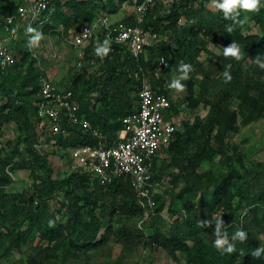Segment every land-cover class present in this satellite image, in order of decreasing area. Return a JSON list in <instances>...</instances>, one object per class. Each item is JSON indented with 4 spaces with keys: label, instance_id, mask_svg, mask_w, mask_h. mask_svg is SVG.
Segmentation results:
<instances>
[{
    "label": "trees",
    "instance_id": "trees-1",
    "mask_svg": "<svg viewBox=\"0 0 264 264\" xmlns=\"http://www.w3.org/2000/svg\"><path fill=\"white\" fill-rule=\"evenodd\" d=\"M202 0L201 7H193L194 0H178V5L172 7V12L168 15L171 19L169 26L175 27L181 15L195 16L193 24L183 28L181 32L174 33L175 49L179 53V58L186 62L196 60L201 50H206L207 42L205 38L216 40L219 36H225L222 43V53L218 56L209 52L207 58L211 61L214 57L222 63L224 72L231 75V81L226 82V92L223 100H227L233 94L241 97L239 111L242 125L264 117V16L258 17L261 31L259 33L243 34L242 25L237 23L244 21V12L236 8L229 13V17L224 18L222 10L216 12L206 11V2ZM20 0L8 3L5 7V15L1 23V30L4 29V18L8 15H15ZM55 11L52 21L42 27L45 33H53L54 30L63 27L78 26L91 21L96 9H105L108 12H118L120 6L125 2L134 0H52ZM154 4V3H153ZM152 7V5H151ZM149 8L144 22L145 26L151 14ZM239 12L238 16L235 13ZM126 22H133L132 14L122 18ZM154 28L158 27V21L151 22ZM232 27L233 31L228 32L227 28ZM96 38L103 41V48L110 47L106 56L102 60L110 61L111 66L105 70L104 74L87 79L84 71L74 75L71 88L77 97L79 109L90 119L95 127H99L105 135V142L113 144L118 140V132L124 127L123 117L133 113L138 107V91L142 84V77L145 75L147 67L153 68V54L147 56L146 49L154 51L151 46H147L138 58L132 56L128 49L119 43L109 41L105 44L104 37L99 33ZM96 39H91L90 44ZM235 42L240 47L241 54L252 56L255 61L249 65L251 76L248 81L243 80V74L236 68L234 57H225L224 48ZM123 51L124 58L121 59L120 52ZM16 62L11 66L1 69L0 79H5L11 69L26 66L27 74L23 77L20 86L8 87L0 83V124L11 121H22L28 119L29 104H32L36 123L40 126L41 118L37 116V101L39 100L40 82L39 76L46 75L44 69L38 65L37 58L31 56L29 51V40L26 36L21 38L14 46ZM118 53V55H116ZM122 53V54H123ZM160 53L169 58V52L161 49ZM103 54V53H102ZM187 59V60H186ZM108 61V62H109ZM188 64V63H187ZM231 64V65H228ZM169 65V61H168ZM168 67V66H167ZM166 67V68H167ZM165 68V69H166ZM155 70V67H154ZM139 72L140 78L134 73ZM155 88L165 93L171 100L170 108L165 111L168 119L177 106L171 99L169 93L162 85L159 77L151 81ZM193 79H188L187 87L189 98L192 94ZM23 90H22V89ZM131 91L135 92L133 96ZM94 94H97L93 97ZM25 97L30 98L27 103ZM94 98V99H92ZM98 101V103H97ZM98 104V105H97ZM231 121L236 118L235 113ZM217 117L213 113L208 115L205 121L195 120V131L190 128H180L174 131L172 140L165 146L166 151L171 156L170 165L179 168L180 174L175 179L185 177V186L174 194L181 200L183 214L176 217L172 222H164L158 225L159 229L151 235L145 236L140 230H136L125 225L124 218L141 216L143 209L138 205L137 198L129 178H119L110 183L102 184L94 177L92 184H88L79 171L71 173L64 179H59L51 175V167L47 153L49 149H38L36 144L40 139L39 127L34 129L30 136L26 137L25 152L29 155V160H24L20 146L13 148V153L7 154V159L0 157V179L7 178L6 166L11 163L21 161L20 167L26 166L27 162L38 165L44 172L42 179V190L38 194V200L33 205L15 206L6 215L0 210V220L3 229L0 228V241L6 240L14 246L27 241L32 232L37 231L40 240L46 244L38 250L36 256L29 257V264H56L60 253L62 258L68 260L77 257L81 253L88 252L91 248L104 245L110 236L116 237L123 248L132 251L144 242L147 245H157L166 249L173 257L178 253L184 254L181 264H264V253L260 258L251 255L259 246V239L253 229L249 226L245 217L240 219L239 213L234 210V198L245 200L247 206L246 214L252 213L260 217L264 213V170L253 169V174L248 176L240 174L231 168L227 176L221 180L213 176L211 171L199 173L197 168L205 159H212L217 153L226 155V141L221 129L217 128ZM229 128L238 130L237 126L229 125ZM67 135L48 136L47 146L57 147L63 155L70 157V149L79 145H93L97 139L91 133L85 132L78 127L71 128ZM217 143V145H216ZM160 150V151H161ZM159 151L152 161V180L155 182L160 178L158 172ZM19 156L22 158L19 159ZM71 159V157H70ZM23 163V164H22ZM28 166V165H27ZM238 180L241 182L237 183ZM3 181H0V185ZM84 186L83 192L79 189ZM58 191L68 197V202L63 211L58 214L51 209V192ZM7 193L0 192V202L5 205L10 200L15 205L17 197H5ZM46 195V196H45ZM199 195L195 201L194 197ZM4 196V199L2 200ZM13 198V199H12ZM156 207L152 215L159 214L164 202H159L155 197ZM221 211L219 220H223L218 236L227 233L228 243L235 246V251L231 254L218 250L214 246V240L218 237L212 235L217 228V220L212 219L213 213ZM175 211V210H174ZM176 211H179V209ZM175 211V212H176ZM264 220L260 217L259 222ZM201 221L210 223L200 226ZM25 223V228H21ZM237 230H242L247 234V238L232 240ZM212 235V236H211ZM217 237V238H216ZM227 245H225L226 247Z\"/></svg>",
    "mask_w": 264,
    "mask_h": 264
},
{
    "label": "rangeland",
    "instance_id": "rangeland-1",
    "mask_svg": "<svg viewBox=\"0 0 264 264\" xmlns=\"http://www.w3.org/2000/svg\"><path fill=\"white\" fill-rule=\"evenodd\" d=\"M15 0H0V34L1 23L3 16L5 15V7L7 4ZM202 0H194L193 7H201ZM186 0H183V3ZM222 2V0H217ZM178 5V0H154V4L151 7V16L148 21L143 25V29L150 33L156 32L157 37L153 39L150 45L151 49H146V54L151 52L153 55V68L146 69L145 77L151 82L154 79V67L158 64V59L163 54L160 53L161 49L169 52L168 67L163 69L160 73V79L165 90L169 93L171 99L177 106L168 120L175 121L177 129L190 128L194 133L196 125L195 120L198 118L201 121L210 114L216 115L217 128L221 129L226 141V155L217 153L212 159H205L197 168L199 173H205L211 171L213 176L221 180L228 175L231 168L238 171L240 174L248 176L253 174V169L264 170V117L252 121L246 125H242L241 116L239 111V104L241 97L237 94H233L227 100H223V95L226 92V77L224 76V68L220 60L214 57L213 60L207 58L209 52L218 56L222 53V43L225 41V36L221 35L216 40H210L205 38L207 42L206 50H201L196 60L200 61L201 65H198L195 60L186 62L179 58V53L175 49L174 33L183 35V28L187 25L193 24L196 21L195 16L181 15L175 27L169 26L171 19L168 15L172 12L173 6ZM239 8V7H237ZM206 11L216 12L218 8L213 4V0L206 2ZM244 21L242 25V33H259L261 31L258 17L264 16V0H261L258 11H245ZM134 13V2L123 3L118 12H108L105 9H96L93 19H98L103 15L109 16L112 20L122 19ZM153 20L158 21V27L154 28L151 22ZM76 27H63L60 25L53 33H46L42 35V39L36 46L38 52L37 64L44 69L47 77L52 78L57 85L69 86L72 83L74 75L80 72L84 74L87 79H96L98 75L104 74L105 70L111 66V60H102L103 52L100 51L97 54V50L103 49V41L100 38H94L96 40L90 44L86 42L79 48H74L71 44L69 36L73 29ZM23 35V34H22ZM21 36V38H23ZM20 38V39H21ZM123 51L120 52L121 59L124 58ZM118 55V53H116ZM187 60V59H186ZM255 61L252 56L241 54V59L236 60V68L243 74L242 81H248L251 74L248 72L249 65ZM191 65V70L188 72L187 79H181L184 75L182 64ZM231 65V64H228ZM27 74L26 66H21L17 69H11L8 76L5 79H0L2 86L18 87L22 82L23 77ZM188 79H193L192 94L189 98V90L187 87ZM173 80H180L183 84L184 90L178 91L170 88L169 85ZM22 89V88H21ZM23 90V89H22ZM134 96L135 92L131 91ZM97 95L94 94L93 97ZM27 103L31 102L30 98L25 97ZM94 99V98H92ZM98 103V101H97ZM98 105V104H97ZM236 118L231 121L233 114ZM28 119L22 121H11L8 123L0 124V157L7 159V154L13 153V148L16 145L20 146V150L24 152L22 154L23 163L24 160H29V155L25 152L26 137L30 136L34 129H40L43 136L48 137L46 132H42L40 126L36 123L34 113L32 112V104H29ZM237 126L238 130L229 128V125ZM217 145V143H216ZM47 147V146H46ZM49 152L47 153L51 167V175L53 177L64 179L71 173L79 171L83 174L86 183L92 184L93 175L89 174L86 168L80 166L78 162L70 159V157L63 155V152L57 147L48 146ZM159 166L158 172H160V178L155 180V197L159 199V202L163 201V209L157 215L149 214L141 216H133L124 218L125 225L140 230L145 236L151 235L159 229L158 225L162 221L172 222L177 216L181 217L183 214L182 202L178 197H174V194L178 193L180 189L185 186V177L181 179L176 175L180 174L179 168L170 165L171 156L166 151H159ZM22 157L19 156V159ZM22 163V164H23ZM21 161L17 163L11 162L6 166L8 173L7 178H1L3 184L0 185V192H5V197H19L17 202L12 200L5 205L0 202V210L6 215L9 210L17 205L21 208L26 204L34 205L38 200V194L40 189L42 190V179L45 174L43 170L36 164H30L27 162L26 166L20 167ZM28 165V166H27ZM241 180L237 183H240ZM84 186L79 189V193L83 192ZM86 189V188H85ZM50 205L51 209L56 212L57 210L63 211L65 205L68 202V197L58 191L51 192ZM46 196V195H45ZM199 195L194 197L196 201ZM12 198V199H13ZM4 199V196L2 200ZM234 210L239 213L240 219L245 217L249 226L253 229L259 239V246L264 247V220L259 222L260 217L264 216V213L260 217L254 216L252 213L246 214L247 206L245 200L240 198H234ZM176 209L179 211H176ZM176 212H175V211ZM221 211L213 213L212 219L218 221ZM58 214V211L56 212ZM59 215V214H58ZM26 224L23 223L21 228H25ZM0 228L3 229L0 220ZM216 230L212 232L215 235ZM211 235V236H212ZM217 236V235H215ZM218 238H224L220 235ZM216 237V238H217ZM46 244L45 241L40 240L37 231L32 232V235L27 241L21 242L18 246L10 244L8 241H0V264H29V257L36 256L38 250ZM184 260V254L178 253L177 257H173L166 249L157 245H147L141 242L136 249L132 251L125 250L120 242L113 235L110 236L106 244L100 245L95 248H91L88 252L81 253L77 257H71L68 260L62 258V253L59 255L58 262L56 264H181ZM44 264H50L44 261Z\"/></svg>",
    "mask_w": 264,
    "mask_h": 264
},
{
    "label": "built area",
    "instance_id": "built-area-1",
    "mask_svg": "<svg viewBox=\"0 0 264 264\" xmlns=\"http://www.w3.org/2000/svg\"><path fill=\"white\" fill-rule=\"evenodd\" d=\"M153 3L154 0H134L133 22L112 20L103 15L76 26L69 36L72 46L79 48L100 33L105 40L124 45L132 56L138 58L157 37L156 32L145 31L141 25ZM54 11L52 0H20L16 14L4 18V29L0 34L1 69L16 62L15 44L23 35L28 40L34 35L28 33L29 27L42 35L46 34L42 27L52 21ZM29 51L31 56L38 59L36 46L29 45ZM167 66L165 56L160 57L153 73L155 77H159ZM138 73L134 75L140 78ZM141 79L137 110L123 117L124 127L118 132V140L113 144H107L102 130L80 111L74 91L57 85L46 75L39 76L37 116L41 118L42 132L49 136H65L71 128L78 127L96 137L97 141L93 145L71 148V159L91 172L102 184L129 178L138 205L147 215L153 213L156 207L155 182L152 180L153 158L172 140L177 127L175 121L166 118L165 111L171 106L170 98L158 87L155 88L145 75ZM46 138L40 131V139L36 144L38 149H48Z\"/></svg>",
    "mask_w": 264,
    "mask_h": 264
},
{
    "label": "clouds",
    "instance_id": "clouds-1",
    "mask_svg": "<svg viewBox=\"0 0 264 264\" xmlns=\"http://www.w3.org/2000/svg\"><path fill=\"white\" fill-rule=\"evenodd\" d=\"M260 2L261 0H222V2H217V0H213V4L215 5L216 8L220 9L223 11L224 13V18L225 19H229L232 18L234 19L235 17H229V13H231L233 11V9H236L237 7H239V9H243L245 11H258L259 10V6H260ZM239 12L235 13V16H238ZM237 23H239L240 25H243L245 23V21L240 20ZM28 33H34V35H32L30 37L29 40V45L31 46H37L39 41L42 39V34L37 31L36 29H33L31 27H29L27 29ZM227 31L230 33L233 31L232 27H228ZM109 41L106 39L105 40V44H108ZM100 51L103 52V55L106 56L109 51H110V47H105L102 50L98 49L97 50V54L100 53ZM224 56L225 57H234L235 59L239 60L241 59V52H240V47L233 42L232 44H230L229 46L224 48ZM261 68H264V64L260 65ZM182 68L184 71V75L181 77V79H187L188 78V72L191 70V65L188 64H182ZM224 76L226 77V82L231 81L232 77L231 75H229L228 72L224 73ZM170 88L176 89L178 91H183L184 90V85L180 83V80H173V82L169 85ZM206 223H210L209 221H201L200 226L203 227L204 224ZM223 220H218L217 221V228H216V233L215 235L218 236L219 231L221 226H223ZM247 238V234L242 231V230H237L235 235L232 237V240H240L241 242H243L245 239ZM225 245H227L225 247ZM214 246L218 249V250H222V254L223 252H227L229 254L233 253L235 251V246L232 243H228V237H227V233L224 234V238H217L214 240ZM264 253V247H258L255 249V251H253L251 253V255L255 258H260L261 254Z\"/></svg>",
    "mask_w": 264,
    "mask_h": 264
}]
</instances>
